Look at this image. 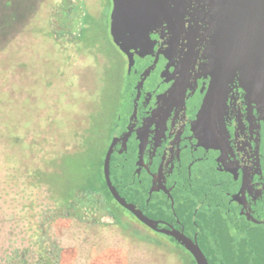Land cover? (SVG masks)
Listing matches in <instances>:
<instances>
[{"label":"flooded vegetation","instance_id":"1","mask_svg":"<svg viewBox=\"0 0 264 264\" xmlns=\"http://www.w3.org/2000/svg\"><path fill=\"white\" fill-rule=\"evenodd\" d=\"M70 2L60 12V30L74 22V40L96 0ZM222 19L213 10L183 31L160 23L147 53L130 60L121 51L120 96L103 132L104 195L90 189L74 195L104 226L188 254L182 264L196 262L168 232L197 244L209 264H264V120L235 68L238 29L227 23L222 40ZM110 147L112 186L154 228L108 188L103 168Z\"/></svg>","mask_w":264,"mask_h":264},{"label":"rangeland","instance_id":"2","mask_svg":"<svg viewBox=\"0 0 264 264\" xmlns=\"http://www.w3.org/2000/svg\"><path fill=\"white\" fill-rule=\"evenodd\" d=\"M70 3V0H0V91L11 92L12 95L22 91L36 96L35 104L28 105L26 101V110L29 108L30 113H24L22 121L14 123L23 128L26 141L30 140L32 123H39V117L31 116L32 107L35 105L45 114L48 102H52V94H62L61 116L48 117L50 122L57 121L61 125L54 138L55 149L75 146V140L63 127L79 121L76 112L85 106L80 99L89 90L94 92L96 89V95L99 91L102 99L99 113L110 124L120 96L119 83H122L125 73L122 50L113 41L110 28L112 0H96V12L86 15L87 25L80 42L73 40L74 22L68 23L64 30L71 31V34L54 42L53 37L61 29L60 12ZM61 26H65L64 21ZM79 47H83L81 53L77 52ZM22 61H29L31 65L23 69ZM69 116H74L70 117L73 120L67 121ZM9 119L14 122L11 117ZM106 142V135L100 136L78 158L83 161V166L74 161L71 169L59 174V185L64 188L60 195L62 199L69 198L75 189H90L104 195L101 162ZM44 149L49 150V147L46 145ZM3 155L0 148V163ZM9 155L15 165L20 159L27 165L31 164L30 149L22 150L20 144L11 145ZM4 176L0 165V179L3 180ZM19 189L16 184L12 188L13 194L16 195ZM38 194V203L45 206V193ZM13 206L17 215L12 223L19 231L22 224L27 223L26 215L20 212L19 200ZM22 214L23 218L20 217ZM57 228L68 246L66 264H182L181 261L188 259V254H181L179 250L170 253L144 243L117 226H90L77 220L59 219Z\"/></svg>","mask_w":264,"mask_h":264},{"label":"trees","instance_id":"3","mask_svg":"<svg viewBox=\"0 0 264 264\" xmlns=\"http://www.w3.org/2000/svg\"><path fill=\"white\" fill-rule=\"evenodd\" d=\"M63 20L65 22L66 18ZM68 34L69 30H60L53 40L56 42V39L61 40ZM82 36L75 37L74 42L79 41ZM82 49L83 47L77 48V52L81 53ZM30 63L22 61L21 68L29 67ZM92 91H87L80 99L85 106L76 112L79 121H75L72 126L69 123L63 127L75 140V146L82 149L74 151V154L68 149L54 148V138L60 132L61 125L57 121L52 123L48 120L49 116H61V93L52 94V102H48L45 114L35 105L32 107L31 116L39 117V123H32V134L30 140L26 141L23 128L14 123L22 121L24 113H30L29 108L26 110V103L35 104L36 96L22 91L13 95L11 92L0 91V148L4 151L0 165L5 172L4 179H0V264H66L68 246L57 228L59 219L77 220L90 226L103 225L99 215H92L87 211L85 201L76 198L75 190L69 198L62 199L60 195L64 188L58 182L59 174L71 169L74 161L78 166H83V161L78 160L83 156L82 151L103 135L107 125L98 109L102 102L101 95L99 91L96 95V89ZM9 117L13 119V123ZM70 117L74 116L67 117V121L73 120ZM15 144H20L22 150L30 149V165L25 164L23 159L17 160L15 165L9 159L10 146ZM46 145L49 150L44 149ZM16 184L20 189L14 195L12 188ZM42 191L47 201L45 206L38 203V193ZM18 200L20 212L26 215L27 223L16 231V225L12 223L17 215L13 205ZM23 214L20 217L23 218Z\"/></svg>","mask_w":264,"mask_h":264},{"label":"water","instance_id":"4","mask_svg":"<svg viewBox=\"0 0 264 264\" xmlns=\"http://www.w3.org/2000/svg\"><path fill=\"white\" fill-rule=\"evenodd\" d=\"M219 12L223 19L218 30L221 39L227 36V23L238 29V52L235 68L240 71L244 86L264 120V0H112L110 28L113 41L133 59L134 52L147 53L153 47L156 26L183 31L198 18ZM197 12V13H196ZM111 147L104 160V177L112 195L140 220L152 228L154 222L127 203L115 191L109 177ZM173 234L190 251L196 264H209L197 244L183 234Z\"/></svg>","mask_w":264,"mask_h":264}]
</instances>
